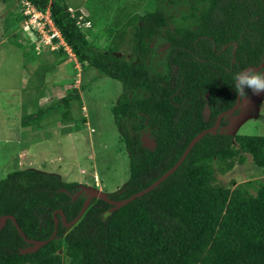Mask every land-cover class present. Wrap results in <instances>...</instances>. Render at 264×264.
Returning a JSON list of instances; mask_svg holds the SVG:
<instances>
[{
    "label": "trees",
    "instance_id": "obj_1",
    "mask_svg": "<svg viewBox=\"0 0 264 264\" xmlns=\"http://www.w3.org/2000/svg\"><path fill=\"white\" fill-rule=\"evenodd\" d=\"M15 1L22 11V2L47 10L75 60L121 85L110 112L127 154L128 177L106 194L113 200L145 188L170 168L190 139L233 105L235 73L263 58L264 0H153L142 14L133 11L138 1L117 5L103 27L112 40L103 48L87 40L78 12L72 14L65 0ZM94 6L103 12L88 7L83 21L106 16L105 0ZM123 44L127 58L114 53ZM58 50L66 56L62 45ZM71 98L78 96L65 94L52 108H69ZM227 121L220 119L174 171L124 205L109 211L110 204L91 198L69 227L55 213L51 239L52 212L61 210L69 222L82 206V193L71 198L78 184L35 169L8 172L0 179V216L11 215L26 239L46 241L21 253L29 243L6 219L0 264H264V185L252 193L249 180L233 188L215 183L216 173L243 164L246 154L264 166V135L220 131Z\"/></svg>",
    "mask_w": 264,
    "mask_h": 264
},
{
    "label": "rangeland",
    "instance_id": "obj_2",
    "mask_svg": "<svg viewBox=\"0 0 264 264\" xmlns=\"http://www.w3.org/2000/svg\"><path fill=\"white\" fill-rule=\"evenodd\" d=\"M65 1L72 14L78 12L77 24L96 48L112 41L103 27L117 5L138 1L133 11L142 14L154 4L153 0H105L106 16L90 23L83 21L89 9L103 12L94 6L95 0ZM20 8L19 1H0V179L13 170L29 168L105 194L118 190L128 177L127 154L110 112L121 92L119 81L80 65L57 31L42 25L47 10L35 22L23 19ZM60 45L66 56L58 50ZM114 53L127 58L130 50L123 44ZM70 92L78 98H71L69 108H52L53 102L59 104V98ZM262 95L249 90L248 100L239 103L238 111L219 130L264 135L260 130L264 121L257 114ZM143 142L148 144L146 137ZM247 180L252 193L264 185V166L255 165L248 154L243 164L215 174V183L228 188Z\"/></svg>",
    "mask_w": 264,
    "mask_h": 264
},
{
    "label": "water",
    "instance_id": "obj_3",
    "mask_svg": "<svg viewBox=\"0 0 264 264\" xmlns=\"http://www.w3.org/2000/svg\"><path fill=\"white\" fill-rule=\"evenodd\" d=\"M264 65V49H263V58L260 61L259 64H257L256 66H247L244 70H247L249 68L252 69H260L262 66ZM239 106V102L237 97L235 96V100L234 103L231 107H229L228 109L220 112L217 114L214 123L206 128L201 130L200 132H198L196 135H194L190 141L188 142V144L186 145V147L184 148V150L182 151V153L180 154V156L178 157V159L172 164V166L170 168H168L163 174H161L156 180H154L151 184H149L148 186H146L145 188L131 194L130 196H128L127 198L124 199H120V200H113L107 197V195L103 192L100 191H96L93 189H90L86 186H79V189L72 194L71 198H75L78 194L82 193L84 195V200L82 203V206L79 210V212L76 214V216L70 220L69 222L65 221L64 215L62 214L61 210H55L52 212L53 215V231L51 232L50 236L48 237V239H51L54 236L55 233V228H56V224H57V219L54 216L55 213L60 214V221L61 224L65 227H69L71 224H73L78 218L79 216L82 214V212L85 210V208L87 207L89 201L91 198H98L101 200H104L106 203L110 204L111 207L109 208V211H112L113 209H116L122 205H124L125 203L129 202L130 200H132L135 197H138L140 195H142L143 193H145L146 191L150 190L151 188H153L155 185H157L161 180H163L166 176H168L172 171L175 170V168L179 165V163L183 160V158L185 157L186 153L188 152V150L190 149V147L197 141L200 139V137L205 134V133H214L215 130L217 129L220 119H226L228 116H230V114H232ZM6 219H10L13 223V225L15 226L18 234L27 242L29 243V246H26L25 248H22L20 250L21 253H25V252H33L35 251L38 247H40L42 244L45 243L46 240H30V239H26L23 235V233L21 232L20 228L17 226V224L15 223L13 217L11 215H2L0 216V228L2 227V225L4 224Z\"/></svg>",
    "mask_w": 264,
    "mask_h": 264
},
{
    "label": "clouds",
    "instance_id": "obj_4",
    "mask_svg": "<svg viewBox=\"0 0 264 264\" xmlns=\"http://www.w3.org/2000/svg\"><path fill=\"white\" fill-rule=\"evenodd\" d=\"M233 80V89L239 103L248 100L249 90L252 94L264 93V71L252 68L238 71L235 73Z\"/></svg>",
    "mask_w": 264,
    "mask_h": 264
},
{
    "label": "built area",
    "instance_id": "obj_5",
    "mask_svg": "<svg viewBox=\"0 0 264 264\" xmlns=\"http://www.w3.org/2000/svg\"><path fill=\"white\" fill-rule=\"evenodd\" d=\"M22 6H23V11L22 13L27 16L28 20L30 19L31 21H35L37 22L38 19L40 20V16H42V14H44L43 12L37 11L33 8V6H31L30 4H28L27 2H22ZM44 18L46 19V23L45 21L42 22V25L44 24H48V29H50V25L51 22L47 16H44ZM30 21V22H31ZM56 31V30H55ZM56 33V32H55ZM54 33V34H55ZM51 38L53 37V34L50 36Z\"/></svg>",
    "mask_w": 264,
    "mask_h": 264
},
{
    "label": "crops",
    "instance_id": "obj_6",
    "mask_svg": "<svg viewBox=\"0 0 264 264\" xmlns=\"http://www.w3.org/2000/svg\"><path fill=\"white\" fill-rule=\"evenodd\" d=\"M249 94V92H248ZM261 101H262V107L259 111V113H257L261 118L262 120L264 121V113L262 112L264 110V106H263V103H264V95H262V98H261ZM260 130L261 131H264V124L263 125H260Z\"/></svg>",
    "mask_w": 264,
    "mask_h": 264
},
{
    "label": "flooded vegetation",
    "instance_id": "obj_7",
    "mask_svg": "<svg viewBox=\"0 0 264 264\" xmlns=\"http://www.w3.org/2000/svg\"><path fill=\"white\" fill-rule=\"evenodd\" d=\"M80 185H78V187H79ZM79 189V188H78Z\"/></svg>",
    "mask_w": 264,
    "mask_h": 264
}]
</instances>
